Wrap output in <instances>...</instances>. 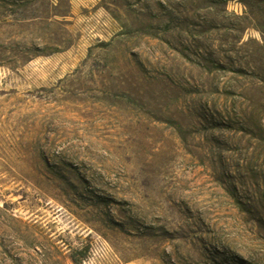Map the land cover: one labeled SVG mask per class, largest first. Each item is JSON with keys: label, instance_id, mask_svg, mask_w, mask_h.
Instances as JSON below:
<instances>
[{"label": "rangeland", "instance_id": "374dc122", "mask_svg": "<svg viewBox=\"0 0 264 264\" xmlns=\"http://www.w3.org/2000/svg\"><path fill=\"white\" fill-rule=\"evenodd\" d=\"M73 260L264 264V0H0V264Z\"/></svg>", "mask_w": 264, "mask_h": 264}, {"label": "bare ground", "instance_id": "6f19581e", "mask_svg": "<svg viewBox=\"0 0 264 264\" xmlns=\"http://www.w3.org/2000/svg\"><path fill=\"white\" fill-rule=\"evenodd\" d=\"M55 121H57L58 123H60L62 126L65 125V123H66V122L63 121V120H55ZM55 121H54V122H55ZM68 121H69V119H68ZM69 122H70V121H69ZM55 123H56V122H55ZM59 126H60V125H59ZM65 126H67V124H66Z\"/></svg>", "mask_w": 264, "mask_h": 264}, {"label": "trees", "instance_id": "16d2710c", "mask_svg": "<svg viewBox=\"0 0 264 264\" xmlns=\"http://www.w3.org/2000/svg\"><path fill=\"white\" fill-rule=\"evenodd\" d=\"M73 262H74L75 264H78V263H76V261H74V260H73Z\"/></svg>", "mask_w": 264, "mask_h": 264}]
</instances>
